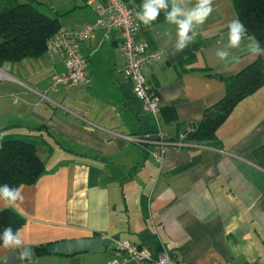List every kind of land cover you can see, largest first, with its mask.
Instances as JSON below:
<instances>
[{
	"label": "crops",
	"instance_id": "obj_1",
	"mask_svg": "<svg viewBox=\"0 0 264 264\" xmlns=\"http://www.w3.org/2000/svg\"><path fill=\"white\" fill-rule=\"evenodd\" d=\"M17 1L40 4L67 28L93 24L101 2ZM123 1L135 13L143 2ZM213 7L196 41L176 56L174 26L164 17L147 28L138 21V39L160 55L142 70L160 100L155 114L142 109L121 72L116 32L97 30L81 45L88 86L51 89L52 77L64 73L60 57L2 64L0 147L30 144L44 173L21 186L24 200L16 206L0 201V211L25 221L23 243L2 245L0 261L14 249L25 257L34 247L101 237L110 240L112 259L115 242L127 241L186 264H264V82L236 104L214 139L185 137L225 97L228 79L264 64V55L237 50L238 61L217 58L236 15L230 0H214ZM158 133L166 143L161 162L150 155ZM55 257L34 260H61Z\"/></svg>",
	"mask_w": 264,
	"mask_h": 264
},
{
	"label": "trees",
	"instance_id": "obj_2",
	"mask_svg": "<svg viewBox=\"0 0 264 264\" xmlns=\"http://www.w3.org/2000/svg\"><path fill=\"white\" fill-rule=\"evenodd\" d=\"M236 19L241 20L249 35H255L264 47V0H230ZM40 4L0 0V67L37 60L45 55L47 41L59 30L58 18H50ZM164 14L159 17L163 18ZM264 82V64L256 62L235 77L228 79L226 95L202 119L193 133L185 135L192 141L214 139L216 129L225 121L232 109L244 98L257 91ZM44 173V167L34 148L22 141L4 142L0 147V185L28 186ZM25 224L10 209L0 211V233L11 226L13 231ZM0 241V247L2 246ZM54 244L34 247L25 252L36 258L51 255ZM156 253V252H155Z\"/></svg>",
	"mask_w": 264,
	"mask_h": 264
},
{
	"label": "built area",
	"instance_id": "obj_3",
	"mask_svg": "<svg viewBox=\"0 0 264 264\" xmlns=\"http://www.w3.org/2000/svg\"><path fill=\"white\" fill-rule=\"evenodd\" d=\"M96 19L93 24L80 28L60 27L45 46V56L60 57L64 73L52 77L51 89L58 87L70 90L78 85L88 86L90 78L87 71V58L82 55L81 45L92 40L95 31L101 30L106 35L116 32L120 54L124 60L121 70L129 81L134 97L141 103L142 109L155 114L159 109V97L145 81L142 70L160 60V55L149 49L145 41L138 39L140 25L133 8L123 0H101L95 9ZM0 71V79H2ZM143 142V140H137ZM156 148L150 155L158 162L164 153L163 135L158 133L153 141ZM186 264L178 261L176 255L167 251L155 253L150 249L133 245L127 241H116L113 259L109 264ZM229 264V263H224Z\"/></svg>",
	"mask_w": 264,
	"mask_h": 264
},
{
	"label": "clouds",
	"instance_id": "obj_4",
	"mask_svg": "<svg viewBox=\"0 0 264 264\" xmlns=\"http://www.w3.org/2000/svg\"><path fill=\"white\" fill-rule=\"evenodd\" d=\"M214 0H143L136 18L146 28L158 20L161 13L165 22L175 27V41L171 56L184 52L200 35L199 29L213 13ZM191 5V6H189ZM169 33L166 32V35ZM227 40L217 48L216 56L222 63L238 61L239 57L232 51L244 52L251 57L264 55V47L255 35H249L244 23L237 19L227 24ZM24 196L21 186L0 185V201L6 207H14L22 202ZM0 241L5 248L19 247L23 241L19 230L13 231L11 226L0 233Z\"/></svg>",
	"mask_w": 264,
	"mask_h": 264
},
{
	"label": "water",
	"instance_id": "obj_5",
	"mask_svg": "<svg viewBox=\"0 0 264 264\" xmlns=\"http://www.w3.org/2000/svg\"><path fill=\"white\" fill-rule=\"evenodd\" d=\"M109 242L110 240L102 239L101 237L62 241L53 245L51 254L72 257L80 254L100 253L104 251ZM34 259V255L22 257L21 252L18 249H14L0 261V264H21L23 262L34 261Z\"/></svg>",
	"mask_w": 264,
	"mask_h": 264
},
{
	"label": "rangeland",
	"instance_id": "obj_6",
	"mask_svg": "<svg viewBox=\"0 0 264 264\" xmlns=\"http://www.w3.org/2000/svg\"><path fill=\"white\" fill-rule=\"evenodd\" d=\"M53 2L57 0H52ZM43 12L47 15H51V12L49 10H43ZM111 249L112 244L109 243L107 249L105 252H100L96 254H80L72 257H64V256H56L55 259H61V260H55L53 264H109L112 260L111 256ZM44 256H41L39 258H43ZM23 264H37L36 261H28ZM38 264H42L41 262Z\"/></svg>",
	"mask_w": 264,
	"mask_h": 264
}]
</instances>
